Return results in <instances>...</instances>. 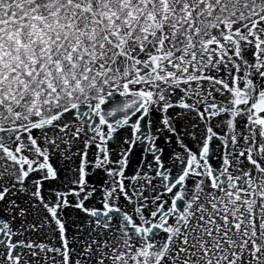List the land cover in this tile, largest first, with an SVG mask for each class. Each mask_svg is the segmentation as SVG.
Returning <instances> with one entry per match:
<instances>
[{"label": "snow or ice", "instance_id": "1", "mask_svg": "<svg viewBox=\"0 0 264 264\" xmlns=\"http://www.w3.org/2000/svg\"><path fill=\"white\" fill-rule=\"evenodd\" d=\"M0 264H264V0H0Z\"/></svg>", "mask_w": 264, "mask_h": 264}]
</instances>
